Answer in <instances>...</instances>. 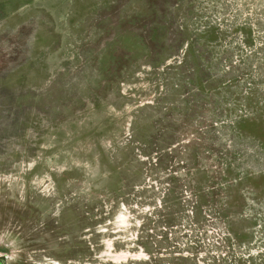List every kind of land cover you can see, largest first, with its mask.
I'll return each mask as SVG.
<instances>
[{
	"label": "rangeland",
	"instance_id": "obj_1",
	"mask_svg": "<svg viewBox=\"0 0 264 264\" xmlns=\"http://www.w3.org/2000/svg\"><path fill=\"white\" fill-rule=\"evenodd\" d=\"M0 264H264V0H0Z\"/></svg>",
	"mask_w": 264,
	"mask_h": 264
},
{
	"label": "trees",
	"instance_id": "obj_2",
	"mask_svg": "<svg viewBox=\"0 0 264 264\" xmlns=\"http://www.w3.org/2000/svg\"><path fill=\"white\" fill-rule=\"evenodd\" d=\"M149 257V256H148Z\"/></svg>",
	"mask_w": 264,
	"mask_h": 264
}]
</instances>
